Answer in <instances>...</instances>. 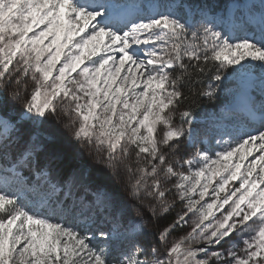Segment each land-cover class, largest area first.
<instances>
[{"label": "snow or ice", "instance_id": "1", "mask_svg": "<svg viewBox=\"0 0 264 264\" xmlns=\"http://www.w3.org/2000/svg\"><path fill=\"white\" fill-rule=\"evenodd\" d=\"M0 264H264V0H0Z\"/></svg>", "mask_w": 264, "mask_h": 264}, {"label": "rangeland", "instance_id": "2", "mask_svg": "<svg viewBox=\"0 0 264 264\" xmlns=\"http://www.w3.org/2000/svg\"><path fill=\"white\" fill-rule=\"evenodd\" d=\"M227 99H228L227 92H220V93H219V102H218V105H217V110H216V111H207V112H206V115H205V119H204V121H200V122H197V123L200 124V125H204V124L206 123L207 118H208L209 116H211V115H212L213 113H215V112L220 111V110L223 108L224 104L227 102ZM8 112H10L11 114H13V115L15 116V111L12 110L11 108L8 109ZM125 202L127 203V201H125ZM128 210H129L130 212L132 211L131 208H129ZM179 211H180V207L177 206V207L173 210L171 216H174V215L176 214V212H179ZM170 218H171V217H170ZM166 222H167V221L162 220V221H161V224H164V223H166ZM188 230H189V229H188L187 227H185V228L179 230L177 233H175V235L183 234L184 232H186V231H188Z\"/></svg>", "mask_w": 264, "mask_h": 264}, {"label": "trees", "instance_id": "3", "mask_svg": "<svg viewBox=\"0 0 264 264\" xmlns=\"http://www.w3.org/2000/svg\"><path fill=\"white\" fill-rule=\"evenodd\" d=\"M224 3H229L230 0H223ZM227 83V81L225 82ZM219 99L214 102H209L207 99H203L199 104L195 105L193 108V112L196 118V122L204 121L205 115L207 111H216ZM9 117H13L14 115L8 112Z\"/></svg>", "mask_w": 264, "mask_h": 264}]
</instances>
